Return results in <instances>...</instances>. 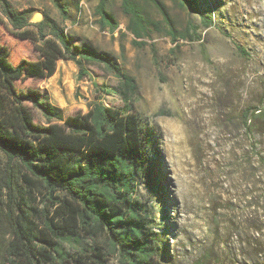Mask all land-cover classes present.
<instances>
[{
    "label": "rangeland",
    "instance_id": "374dc122",
    "mask_svg": "<svg viewBox=\"0 0 264 264\" xmlns=\"http://www.w3.org/2000/svg\"><path fill=\"white\" fill-rule=\"evenodd\" d=\"M7 1L18 13L31 11V18L43 14L63 27L75 45L90 46L135 79L133 112L149 128V143L158 156L153 189L142 182L136 190L153 212L152 233L165 249L156 264H264V116L245 118L264 108V0H196L200 15L172 0H158L178 31L191 23L201 42L174 44L155 32L143 49L132 44L122 0L109 7L119 23L114 34L98 26L100 0H60L68 21L51 0ZM134 1L150 20H162L153 5ZM202 17L213 26L205 28ZM0 41L13 65L39 59L1 15ZM85 67L90 77L78 81L77 66L59 61L54 76L27 80L24 86L47 92L64 117L87 113L97 99L123 108L117 78L102 65ZM33 113L45 125L42 115ZM34 199L42 205L44 191L36 190Z\"/></svg>",
    "mask_w": 264,
    "mask_h": 264
},
{
    "label": "trees",
    "instance_id": "16d2710c",
    "mask_svg": "<svg viewBox=\"0 0 264 264\" xmlns=\"http://www.w3.org/2000/svg\"><path fill=\"white\" fill-rule=\"evenodd\" d=\"M113 1L100 0L95 9L99 28L111 34L119 29L109 10ZM141 1L153 5L162 20L152 21L134 0H122L134 47L145 48L155 32L174 44L201 42L191 23L178 31L158 0ZM172 1L201 14L196 0ZM51 2L63 21L70 20L60 0ZM31 14L18 13L0 0V15L14 36L29 42L39 56L13 65L10 50L0 41V264H156L165 249L152 233L153 212L136 190L142 182L153 189L158 156L149 143V128L133 112L135 79L90 46L75 45L51 19L31 24ZM201 22L205 28L213 26L209 18ZM150 46L155 56V45ZM59 61L77 66L78 81L90 77L86 64L102 65L119 81L124 107L97 99L87 113L64 117L47 92L24 86L27 80L54 76ZM33 110L45 125L35 121ZM262 116L264 108L245 118ZM36 190L44 191L42 205L35 203Z\"/></svg>",
    "mask_w": 264,
    "mask_h": 264
},
{
    "label": "water",
    "instance_id": "95a60500",
    "mask_svg": "<svg viewBox=\"0 0 264 264\" xmlns=\"http://www.w3.org/2000/svg\"><path fill=\"white\" fill-rule=\"evenodd\" d=\"M45 20L43 14L36 13L30 20L32 24H41Z\"/></svg>",
    "mask_w": 264,
    "mask_h": 264
},
{
    "label": "crops",
    "instance_id": "0c3cea01",
    "mask_svg": "<svg viewBox=\"0 0 264 264\" xmlns=\"http://www.w3.org/2000/svg\"><path fill=\"white\" fill-rule=\"evenodd\" d=\"M54 106V105H53Z\"/></svg>",
    "mask_w": 264,
    "mask_h": 264
}]
</instances>
